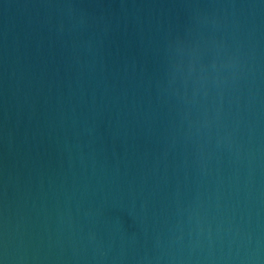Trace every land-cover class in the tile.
I'll return each mask as SVG.
<instances>
[{
	"label": "water",
	"instance_id": "obj_1",
	"mask_svg": "<svg viewBox=\"0 0 264 264\" xmlns=\"http://www.w3.org/2000/svg\"><path fill=\"white\" fill-rule=\"evenodd\" d=\"M0 264H264V0H0Z\"/></svg>",
	"mask_w": 264,
	"mask_h": 264
}]
</instances>
